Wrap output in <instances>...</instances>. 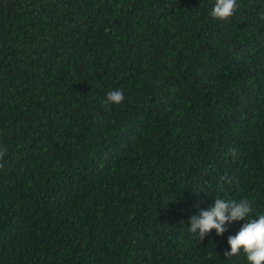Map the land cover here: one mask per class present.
<instances>
[{
	"label": "trees",
	"instance_id": "trees-1",
	"mask_svg": "<svg viewBox=\"0 0 264 264\" xmlns=\"http://www.w3.org/2000/svg\"><path fill=\"white\" fill-rule=\"evenodd\" d=\"M214 3L0 0V264H248L188 225L264 213V0Z\"/></svg>",
	"mask_w": 264,
	"mask_h": 264
},
{
	"label": "clouds",
	"instance_id": "clouds-1",
	"mask_svg": "<svg viewBox=\"0 0 264 264\" xmlns=\"http://www.w3.org/2000/svg\"><path fill=\"white\" fill-rule=\"evenodd\" d=\"M237 9V0H215L209 12L210 17L218 20H227L234 15ZM264 20V12L258 14ZM125 96L122 90L113 89L106 95L105 104H120ZM7 148L0 147V160L6 155ZM231 154L235 156L236 150ZM3 164L0 163V168ZM231 183L229 179L227 181ZM252 201L247 198L224 199L217 197L214 203L206 210H200L189 218V232L198 240H203L211 230L215 229L216 235L227 231V225L235 221H244L234 235L227 236L228 250L225 257H232L243 252L248 264H264V213L255 216Z\"/></svg>",
	"mask_w": 264,
	"mask_h": 264
}]
</instances>
